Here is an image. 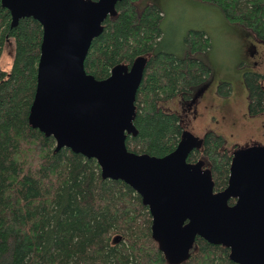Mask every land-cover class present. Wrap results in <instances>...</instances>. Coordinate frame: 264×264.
Instances as JSON below:
<instances>
[{"label":"trees","instance_id":"1","mask_svg":"<svg viewBox=\"0 0 264 264\" xmlns=\"http://www.w3.org/2000/svg\"><path fill=\"white\" fill-rule=\"evenodd\" d=\"M198 1L218 8L230 23L264 42V0ZM163 18L152 1H120L85 61L87 74L105 80L116 66L131 68L145 59L135 103L138 135H128L126 145L130 152L152 157L174 152L187 131L181 117L163 104L177 98L192 101L212 78L209 65L197 57L210 50V37L190 31L178 56L163 46ZM9 41L12 67L5 71L0 65V264H171L153 237L150 210L133 188L104 179L95 159L68 148L57 152L55 139L30 125L43 27L34 18L13 27L0 0V60ZM263 82L259 73L244 74L252 117L264 114ZM231 93L230 83L219 84L221 98ZM197 137L201 146L188 162L203 161L214 191L222 192L229 185L234 154L214 131ZM230 253L197 237L181 264H236Z\"/></svg>","mask_w":264,"mask_h":264},{"label":"water","instance_id":"2","mask_svg":"<svg viewBox=\"0 0 264 264\" xmlns=\"http://www.w3.org/2000/svg\"><path fill=\"white\" fill-rule=\"evenodd\" d=\"M120 1L2 0L13 27L25 18L43 27L30 125L53 137L57 152L68 148L95 159L104 179L133 188L150 210L153 237L169 263L189 259L200 237L230 249L236 264H264V147L235 153L229 185L218 193L205 163L188 162L201 146L190 132L165 157L128 150L127 136L138 135L135 103L145 59L116 66L105 80L85 70L93 40Z\"/></svg>","mask_w":264,"mask_h":264},{"label":"rangeland","instance_id":"3","mask_svg":"<svg viewBox=\"0 0 264 264\" xmlns=\"http://www.w3.org/2000/svg\"><path fill=\"white\" fill-rule=\"evenodd\" d=\"M149 1L163 12L162 40L167 51L181 56L184 39L190 31H203L211 40L210 50L197 56L211 68L210 82L196 91L192 101L173 99L163 104L164 109L177 113L184 129L194 136L202 137L207 131L223 136L233 154L250 147H264V114L249 115V96L244 83L247 72L264 76V42L230 23L218 8L198 0ZM13 55L10 43L0 60L3 70L10 71ZM222 82L231 84L228 98L217 94Z\"/></svg>","mask_w":264,"mask_h":264},{"label":"flooded vegetation","instance_id":"4","mask_svg":"<svg viewBox=\"0 0 264 264\" xmlns=\"http://www.w3.org/2000/svg\"><path fill=\"white\" fill-rule=\"evenodd\" d=\"M10 43H11V42L9 41L8 45H9ZM262 115H263V114H262ZM234 200H235V199H234ZM235 203H236V200H235ZM235 203H234V204H235Z\"/></svg>","mask_w":264,"mask_h":264}]
</instances>
